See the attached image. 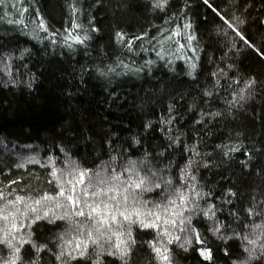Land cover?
<instances>
[{"label": "trees", "instance_id": "16d2710c", "mask_svg": "<svg viewBox=\"0 0 264 264\" xmlns=\"http://www.w3.org/2000/svg\"><path fill=\"white\" fill-rule=\"evenodd\" d=\"M72 3L81 11L73 14ZM153 3L4 0L0 5V57L9 52L19 57L24 49L30 50L23 61H12L15 83L0 71V192L6 198L20 196L32 203L45 192L54 195L58 187L50 174L53 164L66 169L69 161H75L82 169L99 170L109 158V141L123 144L133 159L138 158L140 153L128 148L130 138L140 135L149 144L165 142L159 130L146 135L143 124L166 115L169 105L176 109L186 144L199 142L201 152L209 154L205 159L210 167L201 168L199 178L205 191L212 190V202L223 209L216 214L219 221L235 227L229 212L247 206L252 196H264V64L237 34L257 47L264 45V0H209L211 8L203 0H169L163 11L154 9ZM42 22L47 32L40 28ZM117 32L124 33L131 51L117 42ZM85 34L90 39L84 45L72 39ZM97 66L115 67L116 73L104 78L86 70ZM219 68H225L232 88L220 90L222 99L205 103L203 91L213 80L210 73ZM249 75L256 77L255 90L244 93V100L236 97L238 109H227L229 91L243 88ZM193 106L227 110L223 118L201 126L193 123L197 117L190 110ZM222 141L238 145L241 151L221 162L216 159V145ZM172 151L178 163L189 155ZM245 160L247 168L240 163ZM227 188L236 191V197L223 204L220 194ZM193 223L203 244L193 241L188 251L171 245L173 264H233L241 252L239 241L217 239L209 230L210 221L197 218ZM65 227L61 221L41 220L31 230L37 242L47 240L53 248L51 241ZM136 236L138 241L151 239L147 232ZM201 249H211L210 261L200 255ZM39 264L59 262L44 251ZM105 264L121 262L105 257ZM129 264H152L150 249L138 243Z\"/></svg>", "mask_w": 264, "mask_h": 264}, {"label": "snow or ice", "instance_id": "6c2138e0", "mask_svg": "<svg viewBox=\"0 0 264 264\" xmlns=\"http://www.w3.org/2000/svg\"><path fill=\"white\" fill-rule=\"evenodd\" d=\"M23 2L18 0L20 4ZM203 2L213 7L209 0ZM3 3L4 0H0V5ZM168 3L169 0H154L152 7L163 11ZM70 7L73 14L81 11L75 3ZM23 11L27 12L28 9L23 8ZM19 23L23 24V20ZM74 26L82 27L80 24ZM40 28L48 31L43 22ZM92 31L98 32L99 29L92 28ZM237 34L256 59L264 64V45L257 47L256 42L238 31ZM176 35L180 33L177 31ZM72 39L84 45L90 37L85 34L83 37L73 36ZM116 39L131 51V44L126 43L124 33L117 32ZM188 39L194 37L189 36ZM29 52V49H24L19 57L10 52L0 57V71L10 78L9 82L15 83L12 79L13 59L23 61ZM192 67L194 69L196 66ZM226 67L232 69L233 65L227 64ZM86 70L104 78L116 73V68L112 66ZM210 75L213 78L211 85L203 91V96L208 98L205 103L211 102L212 98L222 99L220 90L232 88L225 68H219ZM234 83L239 85L241 80H235ZM243 83V88L229 91L232 98L224 101L227 109H238L236 97L244 100V93L250 94V90H255V75H249ZM28 86L31 87V82ZM227 109L213 112L193 106L190 110H194L198 117H194L193 123L206 126L223 118ZM166 111V115L143 124L146 135L159 130L165 142L149 144L140 135L130 138L128 148L140 153L136 159L132 158L123 144L113 145L109 141V158L99 170L82 169L75 161H69L66 169L53 164L50 174L58 187L54 195L45 192L39 199L27 203L24 197L8 199L0 192V201H3L0 204V264H39V256L44 251L50 252L59 264H105V257L129 264L138 243L150 249L152 264H173L171 245L176 244L188 251L193 241L203 244L200 232L193 223L197 218L211 222L209 230L217 239L224 242L233 239L239 241L241 252L233 264H252L254 260L264 264V196L260 199L252 196L247 206L229 212L235 227L219 221L216 214L223 209L217 208L212 202V190L205 191L199 178L200 169L210 167L205 159L209 154L201 152L199 142L188 146L182 139L174 105H169ZM174 149H180L182 156L185 152L189 153L183 163L177 162L172 151ZM216 149V159L221 162L241 151L238 145L223 141L216 145ZM60 151L67 157L63 148ZM245 155L248 160L251 159V152ZM248 160L240 163L247 168ZM77 185L80 186L79 192ZM235 197L236 191L232 188L220 194L223 204L232 203ZM41 220L49 224L61 221L66 225L51 241L55 250L49 248V241L39 243L33 238L35 233L31 230L32 226ZM136 232H147L151 234V239L138 241ZM200 255L205 260L212 259L211 249H201ZM225 255H228L227 249Z\"/></svg>", "mask_w": 264, "mask_h": 264}]
</instances>
